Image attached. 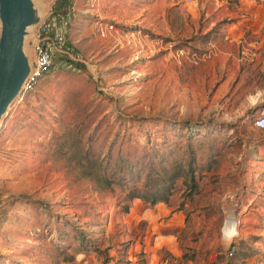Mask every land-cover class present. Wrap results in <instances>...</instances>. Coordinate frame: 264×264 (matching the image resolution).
Returning <instances> with one entry per match:
<instances>
[{
	"label": "rangeland",
	"instance_id": "obj_1",
	"mask_svg": "<svg viewBox=\"0 0 264 264\" xmlns=\"http://www.w3.org/2000/svg\"><path fill=\"white\" fill-rule=\"evenodd\" d=\"M66 11L71 56L55 54L0 119V264H264V129L252 125L264 0H71ZM91 21L112 23L123 49L92 39ZM86 148L110 172L187 167L192 150L199 191L178 179L152 204L123 200L119 183L96 190L70 159ZM230 242L236 253L217 256Z\"/></svg>",
	"mask_w": 264,
	"mask_h": 264
},
{
	"label": "trees",
	"instance_id": "obj_2",
	"mask_svg": "<svg viewBox=\"0 0 264 264\" xmlns=\"http://www.w3.org/2000/svg\"><path fill=\"white\" fill-rule=\"evenodd\" d=\"M70 6L71 0H56L51 9L52 14H66L68 13L66 10ZM186 127L182 126V128ZM71 154L70 159L74 158L75 162L82 165L80 169L81 176L90 181L96 190H105L111 187L114 182L119 183L121 189L124 191L123 200L126 201L140 199L152 204L159 201L167 202L168 197L174 191V185L178 179H184L190 194L198 193L199 191L198 183L195 180L196 155L192 150H189L191 156L187 167L178 162L170 170V166L167 164L163 165V162H160V159H158L155 160L156 164H153V162L147 164L149 169L143 168L146 169V172H142L141 170L143 169L132 170V167L129 166L121 167V171L112 170L110 172L107 162L102 163L101 159L92 152L91 148H86L79 155L73 151H71ZM113 171L120 174L116 175V172ZM130 180H132L131 184ZM139 181H143V183L139 185ZM123 208L124 212L128 213L129 205L127 203L124 204ZM128 263L129 261L126 260L124 262L117 261L116 264Z\"/></svg>",
	"mask_w": 264,
	"mask_h": 264
},
{
	"label": "water",
	"instance_id": "obj_3",
	"mask_svg": "<svg viewBox=\"0 0 264 264\" xmlns=\"http://www.w3.org/2000/svg\"><path fill=\"white\" fill-rule=\"evenodd\" d=\"M50 9L35 10L31 0H0V119L33 69L34 34Z\"/></svg>",
	"mask_w": 264,
	"mask_h": 264
},
{
	"label": "built area",
	"instance_id": "obj_4",
	"mask_svg": "<svg viewBox=\"0 0 264 264\" xmlns=\"http://www.w3.org/2000/svg\"><path fill=\"white\" fill-rule=\"evenodd\" d=\"M98 0H85L86 5L93 7ZM69 13L52 14L50 10L47 16L40 22L34 34L33 40V69L29 74L18 101H21L25 94L33 91L43 76L53 65L55 54L71 56L70 47L66 42V22ZM116 28L112 23L97 22L92 33V38H106L110 32H115ZM182 53V51H181ZM252 125L256 129H264V102L258 106L257 114L252 120ZM231 237H234L232 235ZM236 250L233 242H230L225 248L217 250V256L226 258L232 257Z\"/></svg>",
	"mask_w": 264,
	"mask_h": 264
},
{
	"label": "crops",
	"instance_id": "obj_5",
	"mask_svg": "<svg viewBox=\"0 0 264 264\" xmlns=\"http://www.w3.org/2000/svg\"><path fill=\"white\" fill-rule=\"evenodd\" d=\"M75 1H77V0H75ZM80 2L82 3L83 2V4L85 5V0H80ZM87 10H90V11H96V12H98V8L96 9H93V8H91V9H88V8H86V11ZM100 14H101V11H100ZM100 22H102V23H104L103 21H100ZM90 23V25H91V27H92V29H93V27H94V25L97 23V22H94V21H91V22H89ZM99 23V22H98ZM231 36H232V39H235V36H233L235 33H234V30H233V28H232V32H231ZM92 38V37H91ZM93 39V38H92ZM103 41H106L107 43H110V45L113 47V48H116L117 50H120V49H123L122 47L124 46V43L122 42L123 40H127L126 39V37L125 36H123L122 35V33H119L118 32V30H115V32H110L109 34H108V36L106 37V38H101ZM131 41V40H130ZM133 43V42H132ZM128 44V43H127ZM122 47H121V46ZM130 47V46H129ZM242 58H243V56H242ZM226 227V226H225ZM225 227H224V229H223V233H224V236H225Z\"/></svg>",
	"mask_w": 264,
	"mask_h": 264
},
{
	"label": "bare ground",
	"instance_id": "obj_6",
	"mask_svg": "<svg viewBox=\"0 0 264 264\" xmlns=\"http://www.w3.org/2000/svg\"><path fill=\"white\" fill-rule=\"evenodd\" d=\"M30 28H31V27L29 26V27L27 28V30H29ZM230 220L234 221L235 223H230V224H229V232H230L231 234H236V233H237L238 222H237L235 219H230ZM234 229H235L236 232H234Z\"/></svg>",
	"mask_w": 264,
	"mask_h": 264
}]
</instances>
